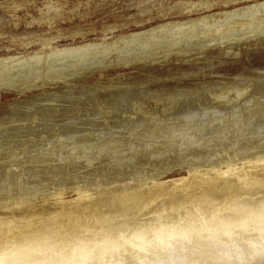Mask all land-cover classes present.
<instances>
[{
    "label": "rangeland",
    "instance_id": "obj_1",
    "mask_svg": "<svg viewBox=\"0 0 264 264\" xmlns=\"http://www.w3.org/2000/svg\"><path fill=\"white\" fill-rule=\"evenodd\" d=\"M226 1L0 0L1 191L15 179L68 183L169 162L176 163L171 175L190 160L253 153L264 143V10L211 17L182 27L191 32L175 40L168 30L43 58V51L106 44L151 23L241 2ZM34 55L40 59L30 62ZM17 57L24 62H12ZM189 136L197 139L180 145Z\"/></svg>",
    "mask_w": 264,
    "mask_h": 264
},
{
    "label": "bare ground",
    "instance_id": "obj_2",
    "mask_svg": "<svg viewBox=\"0 0 264 264\" xmlns=\"http://www.w3.org/2000/svg\"><path fill=\"white\" fill-rule=\"evenodd\" d=\"M240 1L221 10L205 6L204 12L185 19L151 23L106 44L43 51V58L93 53L168 30L175 32L171 36L175 40L191 32L182 27L202 24L211 17L255 15L264 10V0ZM38 59L34 55L30 62ZM196 139L189 136L180 145ZM214 159L190 160L180 173L171 175L166 172L176 163L169 162L148 172L132 169L119 176L112 170L108 176L79 174L68 183V178L53 176L42 185L40 177L28 186L12 180L9 189H0V252L15 260L17 250L25 246L55 261L85 242L110 241L116 251L107 264H264V143L253 153ZM139 235L143 241L136 239Z\"/></svg>",
    "mask_w": 264,
    "mask_h": 264
},
{
    "label": "clouds",
    "instance_id": "obj_3",
    "mask_svg": "<svg viewBox=\"0 0 264 264\" xmlns=\"http://www.w3.org/2000/svg\"><path fill=\"white\" fill-rule=\"evenodd\" d=\"M143 241V235L136 237ZM15 260H10L3 252H0V264H107L108 257L115 253L116 245L110 241L85 242L78 246L71 255L63 259L57 258L49 261L46 257H40L32 249L21 246Z\"/></svg>",
    "mask_w": 264,
    "mask_h": 264
}]
</instances>
